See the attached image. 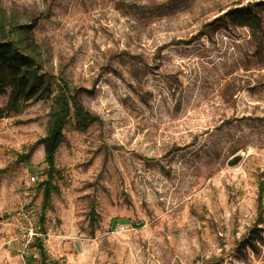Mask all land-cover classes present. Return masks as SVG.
I'll return each mask as SVG.
<instances>
[{
    "label": "rangeland",
    "instance_id": "rangeland-1",
    "mask_svg": "<svg viewBox=\"0 0 264 264\" xmlns=\"http://www.w3.org/2000/svg\"><path fill=\"white\" fill-rule=\"evenodd\" d=\"M252 5L0 0L5 25L21 28L12 40L49 77L48 91L0 118V264L42 260L33 245L23 258L9 245L26 206L46 230L56 223L46 264H264V10ZM249 11L260 30L231 22ZM64 93L56 189L42 211L48 166L36 142ZM72 96L97 119L83 132ZM114 219L143 226L111 231Z\"/></svg>",
    "mask_w": 264,
    "mask_h": 264
},
{
    "label": "trees",
    "instance_id": "trees-1",
    "mask_svg": "<svg viewBox=\"0 0 264 264\" xmlns=\"http://www.w3.org/2000/svg\"><path fill=\"white\" fill-rule=\"evenodd\" d=\"M252 7H258L264 10V0H252ZM231 14L228 13L227 16ZM229 18V17H228ZM232 23L238 27H247L250 30H260L261 20L254 12H246L234 14L230 16ZM12 25H5L3 13L0 11V95L7 94V102L5 107L0 112V118L9 116L10 114H18L28 102H33L38 99V96L43 92L48 91L49 77L40 73V66L37 63L35 50L24 46L22 50L19 45L12 40L20 32L21 28ZM48 79V80H47ZM63 91L69 92L66 85L62 86ZM44 94V93H43ZM66 93L58 97V107L52 108L51 124L48 135L36 142V145H41L44 152L45 163L48 166L45 180L39 183L37 188L42 190L41 210L47 209L50 201V196L55 192L53 186L54 180V154L60 145L62 136L61 130L64 121L67 118L70 108ZM73 106V116L76 119L80 130L83 132L87 127L97 119L79 107L74 97L70 98ZM263 187H260L258 196V206L264 209V200L262 201ZM43 217L41 221L43 222ZM39 253L40 264L44 262L43 248L39 243L36 244ZM26 264H33L27 262Z\"/></svg>",
    "mask_w": 264,
    "mask_h": 264
},
{
    "label": "built area",
    "instance_id": "built-area-1",
    "mask_svg": "<svg viewBox=\"0 0 264 264\" xmlns=\"http://www.w3.org/2000/svg\"><path fill=\"white\" fill-rule=\"evenodd\" d=\"M30 182L33 179L29 180ZM42 215H38L36 210L30 206L19 208L14 214V225L15 230H17V237L12 239L9 243L10 246L17 248V252L20 253L21 257L26 253V251L31 248L33 252L29 255L32 260L39 257L37 251L35 252L36 244L39 243L42 248H44V243L46 239L50 237L51 230L57 228L55 221H51L50 228L46 230L44 224L41 222Z\"/></svg>",
    "mask_w": 264,
    "mask_h": 264
},
{
    "label": "water",
    "instance_id": "water-1",
    "mask_svg": "<svg viewBox=\"0 0 264 264\" xmlns=\"http://www.w3.org/2000/svg\"><path fill=\"white\" fill-rule=\"evenodd\" d=\"M242 159V154H238L234 157H232L228 162V167H234L236 166ZM119 226H130L132 229H138L143 226V223H133L128 219H114L111 221L110 230L115 231L117 227Z\"/></svg>",
    "mask_w": 264,
    "mask_h": 264
},
{
    "label": "crops",
    "instance_id": "crops-1",
    "mask_svg": "<svg viewBox=\"0 0 264 264\" xmlns=\"http://www.w3.org/2000/svg\"><path fill=\"white\" fill-rule=\"evenodd\" d=\"M53 204V203H52Z\"/></svg>",
    "mask_w": 264,
    "mask_h": 264
}]
</instances>
